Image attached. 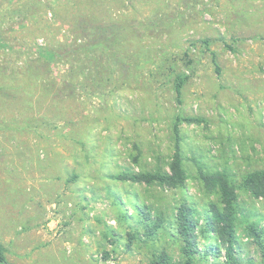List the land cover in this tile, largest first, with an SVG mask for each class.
Instances as JSON below:
<instances>
[{
  "label": "rangeland",
  "instance_id": "rangeland-1",
  "mask_svg": "<svg viewBox=\"0 0 264 264\" xmlns=\"http://www.w3.org/2000/svg\"><path fill=\"white\" fill-rule=\"evenodd\" d=\"M177 145L181 187L109 176L168 171ZM258 170L264 0H0L8 263L147 264L161 249L182 262L173 215L187 202L204 225L218 198L201 173L224 171L237 192L235 254L264 264V196L242 186ZM139 209L165 220L150 238ZM197 234L194 264H224L214 232Z\"/></svg>",
  "mask_w": 264,
  "mask_h": 264
},
{
  "label": "trees",
  "instance_id": "trees-1",
  "mask_svg": "<svg viewBox=\"0 0 264 264\" xmlns=\"http://www.w3.org/2000/svg\"><path fill=\"white\" fill-rule=\"evenodd\" d=\"M180 82L176 83L178 90ZM188 121L194 118H187ZM111 178L118 180H131L133 182H144L150 185L157 182L169 188H177L183 186L187 174L182 165L179 146H176L172 160L169 163L168 171L155 170L154 172L140 173H121L110 174ZM205 191L215 193L217 202L207 201L206 217L204 216V225H199V219L194 215V208L187 202H182L173 215L172 223L174 224L175 233H168L170 237L179 240L181 251L185 258L182 262H175L171 255L165 250L154 251L152 257L147 264H194V253L198 250L195 246V241L199 233H203V237L208 238L210 232H214L215 240L218 245L212 247V250L218 249L221 246L224 249L225 261L224 264H241L235 254L236 234L235 226L238 214L237 192L236 186L231 181L228 174L224 171L201 173ZM253 197L264 196V170H258L247 173L243 178V185ZM143 213L145 220L150 223L145 229L146 238H150L156 234L157 230L163 225V217L157 214L152 218L149 213L139 209ZM249 235L254 242L262 245L263 230L258 228L256 224L251 223L247 226ZM0 263L10 264L7 262L3 254V245L0 242Z\"/></svg>",
  "mask_w": 264,
  "mask_h": 264
}]
</instances>
